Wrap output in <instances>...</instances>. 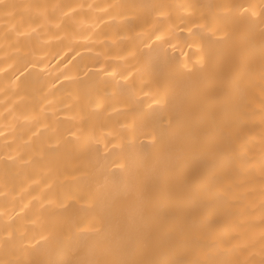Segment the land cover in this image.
<instances>
[{
	"label": "bare ground",
	"instance_id": "6f19581e",
	"mask_svg": "<svg viewBox=\"0 0 264 264\" xmlns=\"http://www.w3.org/2000/svg\"><path fill=\"white\" fill-rule=\"evenodd\" d=\"M0 264H264V0H0Z\"/></svg>",
	"mask_w": 264,
	"mask_h": 264
}]
</instances>
